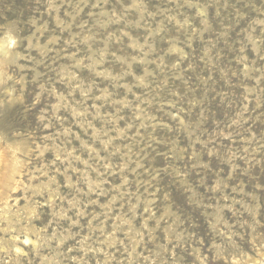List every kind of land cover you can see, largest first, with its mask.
Instances as JSON below:
<instances>
[{
    "label": "rangeland",
    "instance_id": "374dc122",
    "mask_svg": "<svg viewBox=\"0 0 264 264\" xmlns=\"http://www.w3.org/2000/svg\"><path fill=\"white\" fill-rule=\"evenodd\" d=\"M0 264H264V0H0Z\"/></svg>",
    "mask_w": 264,
    "mask_h": 264
},
{
    "label": "bare ground",
    "instance_id": "6f19581e",
    "mask_svg": "<svg viewBox=\"0 0 264 264\" xmlns=\"http://www.w3.org/2000/svg\"><path fill=\"white\" fill-rule=\"evenodd\" d=\"M29 240H30L29 238L26 239V241H29Z\"/></svg>",
    "mask_w": 264,
    "mask_h": 264
}]
</instances>
